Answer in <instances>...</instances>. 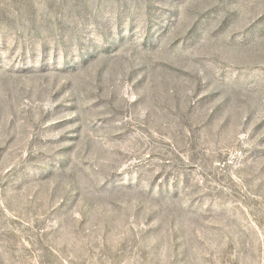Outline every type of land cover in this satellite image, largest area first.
<instances>
[{
    "label": "rangeland",
    "instance_id": "374dc122",
    "mask_svg": "<svg viewBox=\"0 0 264 264\" xmlns=\"http://www.w3.org/2000/svg\"><path fill=\"white\" fill-rule=\"evenodd\" d=\"M0 264H264V0H0Z\"/></svg>",
    "mask_w": 264,
    "mask_h": 264
}]
</instances>
